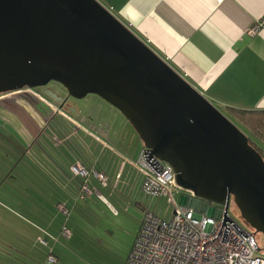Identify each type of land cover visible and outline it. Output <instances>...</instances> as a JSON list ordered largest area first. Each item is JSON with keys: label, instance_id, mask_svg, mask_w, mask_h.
<instances>
[{"label": "water", "instance_id": "95a60500", "mask_svg": "<svg viewBox=\"0 0 264 264\" xmlns=\"http://www.w3.org/2000/svg\"><path fill=\"white\" fill-rule=\"evenodd\" d=\"M52 81L117 108L191 193L181 203L219 204L228 220L234 201L264 235L263 156L146 41L99 0H0V94Z\"/></svg>", "mask_w": 264, "mask_h": 264}, {"label": "crops", "instance_id": "0c3cea01", "mask_svg": "<svg viewBox=\"0 0 264 264\" xmlns=\"http://www.w3.org/2000/svg\"><path fill=\"white\" fill-rule=\"evenodd\" d=\"M99 1L215 105L242 110H264V30L254 35L248 33V29L264 15V0ZM10 93H2L0 98L4 97V100ZM77 113L79 111L75 114L66 111V126L59 124L57 128H63L69 134L67 136L83 148L84 155H40L37 190L43 194L51 193L48 197L51 202L48 203L46 197L41 196L36 202H31L25 195L21 199L22 205L24 204L22 208L31 209L43 219L39 230H43L45 242L41 243L33 237L22 238L18 233L15 244L12 239L14 232L7 228L12 246L7 245L6 264H15L12 259H17L18 256L30 264L28 257L34 259L39 254L46 257V263L51 254L59 261V256L56 255L57 244L52 247L51 241L58 243L57 236H62L63 227L69 229L67 224L73 216L76 202L80 200L78 195L83 182L82 177L72 172V164L80 162L86 168L104 170L110 181L115 179L114 187L126 176L127 180H133L136 188L142 189L143 174L132 163L138 156L130 155L125 140L120 136L115 139L110 129L104 130L103 126L95 132L96 125L86 124V117L81 118ZM43 126H48L47 118ZM80 133L89 134L96 144L95 148L93 145L83 146ZM21 157L22 155H0V174L6 169L5 174L11 175L10 172L17 167V161H21ZM91 181L98 184L96 179ZM95 183H91L92 188L96 187ZM127 183L125 181L123 184ZM94 192L93 189L92 195ZM61 203L72 211L70 217L66 218L60 212L57 214L56 207ZM195 204L197 203L187 206L199 205ZM142 209L143 212L146 210L143 206ZM88 225L89 223L85 225V230ZM32 227L37 229V226ZM95 228L103 233H113V228L102 229L99 224ZM105 237L94 236L93 240L102 245L103 242L106 244ZM38 242L43 248H37ZM126 260L127 258L125 262Z\"/></svg>", "mask_w": 264, "mask_h": 264}, {"label": "rangeland", "instance_id": "374dc122", "mask_svg": "<svg viewBox=\"0 0 264 264\" xmlns=\"http://www.w3.org/2000/svg\"><path fill=\"white\" fill-rule=\"evenodd\" d=\"M49 92L58 95L60 93L66 96V99L69 97L60 83L52 81L44 87L24 88L11 92L5 96L4 100H2L4 97L0 98V155H22L21 161H17V167L10 172L11 175L5 174L6 169L3 170L2 175L0 174V264H6L7 245L12 246L7 228L13 230L12 239L15 244H17L18 233L22 238L33 237L34 240L39 239L38 241H40L39 237L44 239L43 230H39V224H42L43 219L31 209L22 208L24 204L22 205L21 201L22 195H25L31 202H36L40 196L46 197L48 203L51 202L48 200L51 193L43 194L37 190L40 155H84L83 148L78 146L73 138L67 136L69 134L65 133L63 128L59 130L57 128L59 124L66 126L67 119L64 117L67 115L66 111L72 114L79 111L77 114L81 118L86 117V124L96 125L95 132L99 131L100 126H103L104 130L110 129L115 139L120 136L125 140L130 155L139 157L144 145L124 115L99 95L88 94L82 99L70 97L62 107L63 113H61L58 111L60 103ZM216 106L245 132L224 107ZM46 118L48 126L42 127ZM79 136L83 139V146L93 145L95 148L96 144L89 134L80 133ZM127 179L124 176L121 183L115 187L113 185L115 179L111 181L109 179V188L102 186L98 179H96L98 184L91 181L92 184H96L93 188L94 194L86 199L78 200L73 214L72 211L69 216L62 214L66 218L73 215L67 224L72 236L70 238L57 236L58 243L51 241L52 247L57 244L56 255L59 256V261L53 264H125V259L130 253L128 249L144 216L142 206L162 218L170 219L175 208L183 204L180 202L181 198L191 197L189 191L178 187L175 191V201L169 196L155 198L144 193L142 189L136 188L133 180ZM125 181L128 183L123 184ZM210 204L213 208L222 207L213 202ZM43 210L52 213L48 209ZM56 210L59 215L61 211L57 207ZM198 210L201 211V209ZM229 215L244 229L255 233V230L243 219L234 201H231L229 205ZM87 223H89L87 229L90 231L85 230ZM30 224L37 226V229ZM97 224L102 229L113 228V233L98 231L95 228ZM94 236H106L104 238L106 244L104 242L102 245L98 244L93 240ZM255 237L259 246L258 253L264 256V235L257 233ZM36 245L37 248H43L39 242ZM18 257L12 259L15 264H27L26 259ZM45 258L39 254L34 259L28 257V262L52 264L46 263Z\"/></svg>", "mask_w": 264, "mask_h": 264}, {"label": "built area", "instance_id": "2783aa9c", "mask_svg": "<svg viewBox=\"0 0 264 264\" xmlns=\"http://www.w3.org/2000/svg\"><path fill=\"white\" fill-rule=\"evenodd\" d=\"M223 0H219L222 2ZM264 30V15L249 29L250 35ZM62 112V109H58ZM142 172V190L155 198L169 196L175 201L176 184L173 167L160 159L144 145L139 157L132 162ZM75 175L83 178L79 199L92 195L91 179L95 177L104 187L109 186V176L104 170L86 168L77 162L71 165ZM57 208L69 216L71 210L63 203ZM177 206L170 219L145 210L138 234L125 264H264L258 253L255 233L244 229L229 215L225 220L224 207ZM198 209H201L199 211ZM61 235L70 238L72 232L64 226ZM41 242H45L40 238ZM50 255L48 263H55Z\"/></svg>", "mask_w": 264, "mask_h": 264}, {"label": "trees", "instance_id": "16d2710c", "mask_svg": "<svg viewBox=\"0 0 264 264\" xmlns=\"http://www.w3.org/2000/svg\"><path fill=\"white\" fill-rule=\"evenodd\" d=\"M225 109L245 130L250 145L264 158V110Z\"/></svg>", "mask_w": 264, "mask_h": 264}, {"label": "flooded vegetation", "instance_id": "af4514ba", "mask_svg": "<svg viewBox=\"0 0 264 264\" xmlns=\"http://www.w3.org/2000/svg\"><path fill=\"white\" fill-rule=\"evenodd\" d=\"M66 91H67V90H66ZM67 94H68V91H67ZM59 96L62 98V100H61V101H57V102L60 103V107H59V108L62 109V107L65 106V104H66V102H67V99L70 98V97H72V96L69 95V97H67V99H66V96H63V95H61L60 93H59Z\"/></svg>", "mask_w": 264, "mask_h": 264}]
</instances>
